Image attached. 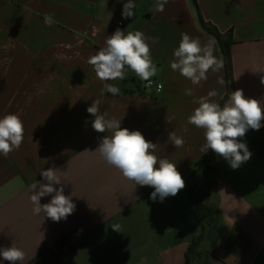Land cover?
I'll list each match as a JSON object with an SVG mask.
<instances>
[{
	"label": "crops",
	"instance_id": "obj_1",
	"mask_svg": "<svg viewBox=\"0 0 264 264\" xmlns=\"http://www.w3.org/2000/svg\"><path fill=\"white\" fill-rule=\"evenodd\" d=\"M134 2L136 15L125 19L127 0H0V117L14 113L24 125L20 148L0 155V248L23 249L26 258L18 264H187L201 233L197 196L212 205L214 221L195 264H264V127L240 138L252 153L247 162L233 170L216 155L207 177L197 165L208 153L200 152L203 130L187 119L198 107L194 99L215 90L222 106L228 93L221 46L201 20L232 38L234 89L264 104V0H168L163 12L154 10L156 0ZM46 14L54 18L51 26ZM117 28L158 38L149 43L157 67L151 79L162 84L160 93L128 71L111 82L121 89L118 96L101 95L104 82L87 60ZM181 33L211 43L223 63L199 86L170 68ZM94 100L122 128L157 144L155 154L176 163L185 188L153 201V187L135 185L106 163L96 149L110 133L92 128L87 108ZM172 131L183 147L169 140ZM53 167L76 205L60 222L34 215L30 200L31 184L44 182L40 171ZM51 198L42 197L41 205ZM116 223L121 232L112 229ZM61 241L69 246L60 249ZM0 264L9 262L0 257Z\"/></svg>",
	"mask_w": 264,
	"mask_h": 264
},
{
	"label": "clouds",
	"instance_id": "obj_2",
	"mask_svg": "<svg viewBox=\"0 0 264 264\" xmlns=\"http://www.w3.org/2000/svg\"><path fill=\"white\" fill-rule=\"evenodd\" d=\"M167 3L168 0H156L153 8L156 12H163ZM136 7L134 0H127V3L123 4L122 17H134ZM53 22V16L46 14L45 25L51 26ZM157 39L146 36L139 30L125 33L120 28L107 36L105 46L87 60L97 78L104 82L101 95L107 92L118 96L121 89L111 82L124 80L128 71L135 73L141 81L150 86L151 78L157 73V67L151 55L149 41L154 44ZM222 67L223 63L213 54L211 43L202 44L199 38L181 33V40L173 50V59L170 62L172 71L179 72L192 85L199 86L202 81L207 80L210 70L218 72ZM260 82L264 85V76ZM218 83L224 85L225 80L220 78ZM185 95L193 96V91L186 89ZM217 95V91L211 90L206 96L194 99L193 103L198 107L187 119L189 124L203 130L204 143L200 152L207 153L212 150L235 170L252 155L247 144L240 138H243L249 129L258 131L264 127V104L255 98L246 97L242 89L229 93L223 106L213 99ZM87 112L94 117L91 125L96 132L110 133L101 138L96 151L106 163L119 169L122 175L134 181L135 185L153 187L150 199L156 201L159 198L163 202L166 197H174L185 188V180L177 170L176 163L155 154L157 144L146 140L138 130L122 128L121 120L109 118L106 111L102 113L99 100H94ZM23 139L24 125L17 114L9 113L0 117V155L6 158L11 152L18 150ZM169 140L176 148L184 145V139L177 136L175 131L169 133ZM40 175L44 182L35 181L30 186L33 193L30 196L34 205L33 214H43L54 222L66 220L74 213L76 205L71 196L64 194L61 171L54 167L42 169ZM55 185L61 187L57 188ZM49 195L52 196L51 200L41 205V198ZM111 227L114 231L121 232L120 224L116 223ZM0 257L9 264H18L25 260L26 253L13 243L10 247L0 248Z\"/></svg>",
	"mask_w": 264,
	"mask_h": 264
},
{
	"label": "trees",
	"instance_id": "obj_3",
	"mask_svg": "<svg viewBox=\"0 0 264 264\" xmlns=\"http://www.w3.org/2000/svg\"><path fill=\"white\" fill-rule=\"evenodd\" d=\"M201 22H202L203 27L219 41L222 54L224 57L225 72H226V77H227V82H228V93L222 102V106H223V104L228 99L229 93L235 91L234 83H233L232 54H231L232 38L230 35H228L227 37L221 35L215 27L205 23L203 20H201ZM215 158H216V154L212 150H209L206 156L197 163L198 166H201L204 169V173L206 174L207 177L209 175L214 174L215 166H213V163L215 161ZM211 186H212V182L208 180L207 188H210ZM202 200L203 199H200L197 196H194V203L196 204L195 212L202 226H201L200 235L196 239H194V241L190 245L189 250L187 252V261H186L187 264H195V261L198 257L199 244L203 240L204 233L207 227L211 225L214 221L212 205L206 202H203ZM68 246L69 245L66 241H61L58 243V247H60V249L62 250L66 249Z\"/></svg>",
	"mask_w": 264,
	"mask_h": 264
},
{
	"label": "built area",
	"instance_id": "obj_4",
	"mask_svg": "<svg viewBox=\"0 0 264 264\" xmlns=\"http://www.w3.org/2000/svg\"><path fill=\"white\" fill-rule=\"evenodd\" d=\"M151 81H152V83H151L150 86H148L147 82H145V87L153 89L156 93H160L162 91V89H163L162 84L161 83H157L156 81H154L152 79H151Z\"/></svg>",
	"mask_w": 264,
	"mask_h": 264
}]
</instances>
